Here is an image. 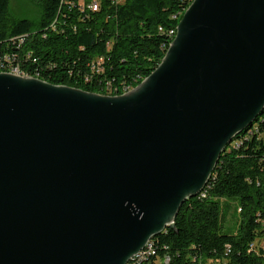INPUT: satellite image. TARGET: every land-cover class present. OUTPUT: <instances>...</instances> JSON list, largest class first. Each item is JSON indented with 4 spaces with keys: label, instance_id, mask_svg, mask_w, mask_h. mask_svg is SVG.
Segmentation results:
<instances>
[{
    "label": "water",
    "instance_id": "water-1",
    "mask_svg": "<svg viewBox=\"0 0 264 264\" xmlns=\"http://www.w3.org/2000/svg\"><path fill=\"white\" fill-rule=\"evenodd\" d=\"M263 110L264 0H193L120 95L0 72V264H127Z\"/></svg>",
    "mask_w": 264,
    "mask_h": 264
},
{
    "label": "trees",
    "instance_id": "trees-1",
    "mask_svg": "<svg viewBox=\"0 0 264 264\" xmlns=\"http://www.w3.org/2000/svg\"><path fill=\"white\" fill-rule=\"evenodd\" d=\"M36 1L39 20L11 17L10 0H0V59L13 56L23 70H12L22 75L103 95L133 89L160 65L191 4L96 0L93 10L92 0ZM100 58L102 66L92 70ZM232 201L239 222L227 228ZM152 240L156 254L141 264H264V247H250L264 242V110L222 152L209 182L181 205L174 224Z\"/></svg>",
    "mask_w": 264,
    "mask_h": 264
},
{
    "label": "rangeland",
    "instance_id": "rangeland-1",
    "mask_svg": "<svg viewBox=\"0 0 264 264\" xmlns=\"http://www.w3.org/2000/svg\"><path fill=\"white\" fill-rule=\"evenodd\" d=\"M81 4L85 0H80ZM10 16L13 18H28L31 20H39L41 16V9L36 0H10ZM230 207L226 215L225 226L227 228H236L239 222V215L236 212L237 202L232 201L229 203ZM210 264H220L213 261Z\"/></svg>",
    "mask_w": 264,
    "mask_h": 264
},
{
    "label": "built area",
    "instance_id": "built-area-1",
    "mask_svg": "<svg viewBox=\"0 0 264 264\" xmlns=\"http://www.w3.org/2000/svg\"><path fill=\"white\" fill-rule=\"evenodd\" d=\"M89 7L92 8L93 10H97L98 9V3L96 0H92L89 3ZM162 29V28H161ZM170 33L172 34V31H170ZM15 58L13 56H7L4 59H0V70L3 67H10V70L12 69H19V70H23L18 64H16L14 62ZM103 64V59L100 58L96 61H93L91 67L92 70H99L100 67ZM89 78V77H88ZM206 190L203 191V195L202 197H206ZM153 239V238H152ZM150 240L147 245L136 255H134L127 264H141L144 260H147L151 255H155L156 254V247L154 245L153 240ZM259 245L264 247V242L259 241V242H253L251 244V249H256ZM230 250V246L228 245V251ZM164 260L166 262L170 261V257L166 256L164 258Z\"/></svg>",
    "mask_w": 264,
    "mask_h": 264
},
{
    "label": "bare ground",
    "instance_id": "bare-ground-1",
    "mask_svg": "<svg viewBox=\"0 0 264 264\" xmlns=\"http://www.w3.org/2000/svg\"><path fill=\"white\" fill-rule=\"evenodd\" d=\"M190 1H191V3L193 2V0H190ZM2 72H3V71H2ZM4 72H6V71H4ZM7 73H12V74H17V75H22L21 73H19L18 70H11V71H9V72H7ZM22 76H27V75H22ZM203 189H204V188H203ZM203 189H202V190H203ZM202 190H201V191H202ZM201 191H200V192H201ZM200 192H199V193H200Z\"/></svg>",
    "mask_w": 264,
    "mask_h": 264
}]
</instances>
